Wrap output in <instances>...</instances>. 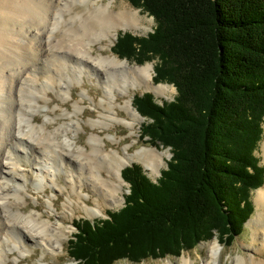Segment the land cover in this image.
Returning a JSON list of instances; mask_svg holds the SVG:
<instances>
[{
  "label": "trees",
  "instance_id": "1",
  "mask_svg": "<svg viewBox=\"0 0 264 264\" xmlns=\"http://www.w3.org/2000/svg\"><path fill=\"white\" fill-rule=\"evenodd\" d=\"M155 21L147 37L119 35L116 54L157 60L155 81L173 101L134 98L142 137L172 157L153 183L139 165L122 171L124 207L74 224L78 264L178 257L215 234L230 246L253 214L264 168L255 151L264 123V0H125Z\"/></svg>",
  "mask_w": 264,
  "mask_h": 264
},
{
  "label": "bare ground",
  "instance_id": "2",
  "mask_svg": "<svg viewBox=\"0 0 264 264\" xmlns=\"http://www.w3.org/2000/svg\"><path fill=\"white\" fill-rule=\"evenodd\" d=\"M140 20L138 11L124 4L116 8L110 1L0 0V264H20L35 247H43L54 258L63 254V243L70 233L65 232L63 219L53 221L52 210L45 217L37 210L23 212L29 185L39 190L46 175L68 174L72 168L76 174L87 170L82 181L99 190L102 180L98 171L107 167L119 189L124 183L122 171L132 162L150 167L164 163L163 153L154 148H135L131 153L128 148L136 141L124 146L121 155L117 136L111 133L105 138L116 146L107 150L104 139L94 132L122 126L131 138L142 119L132 107L128 87L142 85L145 91L156 94L168 89L152 83L151 64L133 66L101 51L93 54L95 45L100 50L109 47L120 28H138ZM83 77L101 91L95 104L102 111L87 122L77 119L82 107L76 100L72 101V111L57 103L48 104L53 103L51 95L62 102L72 99L69 82L78 85ZM117 111L126 117H119ZM38 116L43 120L39 122ZM56 118L62 123L57 125ZM82 124L92 130L86 146L73 141L76 131L69 135L79 126L83 130ZM261 150L264 157V140ZM83 155L90 158L82 159ZM107 196L108 206L117 203L116 196ZM255 203L256 216L246 224L252 231L247 247L250 253L229 264H264L256 258L264 252V187L256 191ZM48 207L54 208L52 201ZM102 212L95 210L90 218ZM208 246L209 255L201 264H222L217 241ZM14 253L17 255L11 258ZM166 263L174 264L169 259ZM177 264L197 263L184 254Z\"/></svg>",
  "mask_w": 264,
  "mask_h": 264
},
{
  "label": "rangeland",
  "instance_id": "3",
  "mask_svg": "<svg viewBox=\"0 0 264 264\" xmlns=\"http://www.w3.org/2000/svg\"><path fill=\"white\" fill-rule=\"evenodd\" d=\"M112 2V5H115V7H119L122 4L126 5L129 9L138 11L139 17H140V25L138 28H125V29H119L118 35L115 39L112 40V44L109 45V47H103L101 50L99 49V45H95L93 54H97L99 51L103 52L105 55H113L117 57L119 60H125L128 62V64L133 66H145L147 64L153 65V80L152 83L154 85H164L167 86V90L164 94H156L150 91H145L142 85L139 86H132L130 85L128 87L130 91V97L132 101V107H136L134 104V98L136 96H142L143 94H151L156 103L159 105H162L163 103H169L173 101L174 97L176 96V90L171 84L167 83H158L155 81V69L157 60H146L144 62L136 63L133 59L127 60L126 58H121L116 54L115 51V45L117 43V39L119 35H124L125 33H129L133 36L137 37H147L150 35L156 24L154 19L149 16L147 13H145L141 8H135L133 7L128 1L125 0H103L104 3L106 2ZM113 46V47H112ZM80 80V79H79ZM64 82H68L67 80H64ZM69 85L71 86V92L70 95L72 99L67 98L66 102H62L58 99H56L53 95V103H48L49 106H53L56 103L62 106V109L67 107L70 111H72V101L76 100L80 106L82 107L81 112L78 113L77 119H80L84 122H87V119L89 118H96L98 116V111H102L98 105L95 103L99 101L100 99V90L91 82L90 79L83 77L80 80V84L76 85V82H69ZM94 98V100L92 99ZM125 99H128L126 97ZM118 102H122V99L119 97L117 98ZM125 101V100H124ZM119 117H126L125 113L122 111H117ZM137 112V111H136ZM59 113V111H57ZM137 114H139L137 112ZM140 115V114H139ZM39 122L43 120V117L38 116ZM140 118L142 119V122L139 125H136L134 134L130 136L128 135V130L122 126H118L115 129L111 130H96L94 132L100 134V136L104 139L105 145L107 146V150L109 148H114L115 146L110 143L109 140L105 138L106 133L113 134V136H117V140L119 141L118 151L122 155V148L128 144L133 143V141H136V145L133 147L128 148L131 153H133L137 149H141L143 147H149L154 148L161 153H163V159L164 163L160 162L159 166L157 167H150L140 162H132L125 168L131 166V165H139L144 174L153 182L156 183V181L160 177V173L167 168V163L169 162L171 158V153L168 148L162 147L158 143L151 142L147 137L143 138V127L148 123V119L143 118L140 115ZM80 121V122H82ZM62 123L61 118H56V124ZM50 128L53 127V125H48ZM83 130L80 129V126L70 132V136L75 132V135L73 136V141L76 142L78 145L86 146L87 144V137L88 134L92 131L88 126L82 124L81 125ZM263 130H264V123H263ZM127 133V134H126ZM127 135V136H126ZM129 136V137H128ZM35 138V137H34ZM133 138V139H132ZM264 140V133L263 138L261 139L257 150L255 151V156L259 160V165L264 168V157L262 155L261 150V144ZM136 148V149H135ZM135 149V150H134ZM86 154V153H85ZM82 159L90 157L81 156ZM82 164L85 165V161H81ZM50 165V164H49ZM83 165V166H84ZM156 166V165H155ZM72 167H74L72 165ZM77 167H74V169ZM124 168V169H125ZM103 169V170H101ZM100 169V172L98 171V175L102 182H99V190H95L90 186V182L82 181V178L88 175L87 170L82 169L76 173L71 168V171L68 172V174H65L63 171L60 172V174L57 175V173L52 172L54 176H48L46 175L42 184L41 189L35 190L32 185L28 186V192H27V203L25 205V211L27 214L33 212V210H37L39 213L45 217L51 210L53 215V221L56 222L58 218L63 219L65 232H70L69 236L63 243V254H59L56 258L49 253L45 252L43 250V247H35L32 248L31 251L26 253L25 259H20V264H78V262H75L68 254V249L70 245V241L73 239L74 235L76 234V229L74 224H77L78 221L81 220H87L90 221V223H96L99 221H102L107 218L108 214H111L113 212L119 211L121 208L124 207L125 203V197L129 194V184H127L122 176V180L124 181L123 186L118 189V183L115 181V179L111 176V173L106 170L107 167H103ZM123 169V170H124ZM49 171H53L52 168L49 169ZM80 173V175L78 174ZM72 174V175H71ZM51 177V178H50ZM264 187V182L260 188ZM251 192L250 200L254 206L253 214L250 216L248 221L250 219H254L257 213L256 203H255V193L258 190ZM115 190V191H114ZM108 195H114L117 198V203L111 206H108L109 202L105 200V198H108ZM123 195V197H122ZM52 201L54 204V208H49L48 203ZM105 204V205H104ZM95 210H102V214H98L97 217H91L90 215ZM248 221L244 224L242 233L239 236L234 237V240L230 246H228L226 243H224V239L218 238V236L215 234L211 239H208L207 241H202L198 245H196L192 250L190 251H183L181 252L180 256L178 257H172V256H166L159 259H148L145 261H142L140 263H134L129 260H119L114 262L113 264H164L168 259L171 260L174 264H177L179 262V258L182 255L190 256L192 259L196 260L197 264H201L202 260L207 258L208 249L207 245L209 244L208 248L210 247V244L212 241L216 240L219 244L218 252H219V261L222 264H229L234 258L237 256H248L250 251L247 248L248 245L251 242V236L252 231L249 227L246 226ZM59 250L58 248L56 249ZM17 254L14 253L11 258H14ZM45 255V257L43 256ZM256 258L260 261H264V252L260 255H256ZM8 264H14L11 261H7ZM168 264V263H166Z\"/></svg>",
  "mask_w": 264,
  "mask_h": 264
},
{
  "label": "water",
  "instance_id": "4",
  "mask_svg": "<svg viewBox=\"0 0 264 264\" xmlns=\"http://www.w3.org/2000/svg\"><path fill=\"white\" fill-rule=\"evenodd\" d=\"M172 156V155H171Z\"/></svg>",
  "mask_w": 264,
  "mask_h": 264
}]
</instances>
